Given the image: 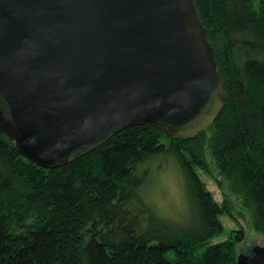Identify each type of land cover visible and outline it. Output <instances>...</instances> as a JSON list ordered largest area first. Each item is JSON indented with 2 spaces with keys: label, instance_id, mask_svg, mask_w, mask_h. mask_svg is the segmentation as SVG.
<instances>
[{
  "label": "trees",
  "instance_id": "16d2710c",
  "mask_svg": "<svg viewBox=\"0 0 264 264\" xmlns=\"http://www.w3.org/2000/svg\"><path fill=\"white\" fill-rule=\"evenodd\" d=\"M193 3L224 87L216 119L189 139L131 125L50 169L0 132V264H236L239 247L252 254L255 238L264 242V0ZM165 155L188 195L181 220L159 215L142 191ZM223 215L237 228L213 243Z\"/></svg>",
  "mask_w": 264,
  "mask_h": 264
},
{
  "label": "water",
  "instance_id": "95a60500",
  "mask_svg": "<svg viewBox=\"0 0 264 264\" xmlns=\"http://www.w3.org/2000/svg\"><path fill=\"white\" fill-rule=\"evenodd\" d=\"M213 55L193 0H0V132L48 169L131 125L193 138L225 104Z\"/></svg>",
  "mask_w": 264,
  "mask_h": 264
},
{
  "label": "rangeland",
  "instance_id": "374dc122",
  "mask_svg": "<svg viewBox=\"0 0 264 264\" xmlns=\"http://www.w3.org/2000/svg\"><path fill=\"white\" fill-rule=\"evenodd\" d=\"M170 155L158 156L156 160H162L163 163L159 164L153 162L150 169L153 171L147 175V181L142 189L146 201L156 209L159 215L164 218H174L177 220L184 219L185 215L189 212L188 195L185 188V183L176 163L172 161ZM167 160V161H165ZM149 173V172H148ZM202 181L206 187L213 193V197L217 202L223 199L221 189L215 185L213 179L206 174H200ZM234 217H238V212L233 211ZM224 230L221 234L214 237L211 242L216 243L228 237L229 229L237 228L236 222L223 215L220 217ZM240 225L244 228L246 234L248 232L249 238H252L253 231L245 226L244 219H238ZM244 225V226H243ZM255 236V235H254ZM258 238H255L254 246L264 247V242L261 244ZM242 248L237 250L238 255L241 253Z\"/></svg>",
  "mask_w": 264,
  "mask_h": 264
}]
</instances>
